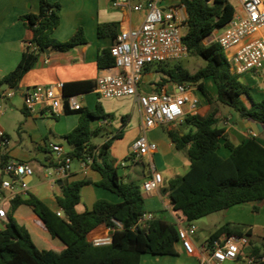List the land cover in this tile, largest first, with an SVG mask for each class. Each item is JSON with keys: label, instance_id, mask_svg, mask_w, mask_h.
<instances>
[{"label": "trees", "instance_id": "1", "mask_svg": "<svg viewBox=\"0 0 264 264\" xmlns=\"http://www.w3.org/2000/svg\"><path fill=\"white\" fill-rule=\"evenodd\" d=\"M180 1L188 12V30L183 41L189 55L200 57L206 63L195 73L180 62L172 67L169 62L152 63L145 71L164 75L158 85L166 82L194 84L210 105L219 102L237 111L242 120L264 126V99L256 101L250 96L217 41L205 43L208 36L231 21L233 4L227 0ZM39 4V13L21 16L27 31L23 55L18 66L0 80V86L18 88L26 73L46 51L49 54L66 52L87 42L83 28H78L67 41L54 39L53 34L60 24L61 5L50 0H39ZM113 28V24H102L99 34L114 33ZM114 62L110 49L104 50L97 60L100 69L112 67ZM206 81L212 82L215 94L211 93ZM94 88L95 83L91 81L64 85V111L79 115L78 125L64 136L70 146L65 156L72 162L89 163L101 174V180L68 181L66 178L62 193L57 196L63 217L32 193L26 198H14L12 210L20 205L30 206L39 218L38 224L53 237L61 239L65 247L61 250L40 249L28 230L10 215L5 226L0 228V264H141L144 254L180 255L177 222L155 217L142 225L140 219L147 212L142 188L135 181L126 182L118 165L110 159L112 142L122 138L123 133L114 134L101 145L93 143L94 138L106 137L110 132L106 127L92 129V119L111 118L112 115L107 114L100 103L96 106L97 111L87 107L70 108L67 101L70 96ZM243 96L251 98L252 107L244 104ZM217 112L214 108L205 117L199 114L186 116L183 125L190 129L183 134L176 128L167 129L176 149L186 151L190 169L186 174L172 178L165 191L174 211L189 224L246 202H255L254 211L258 212L264 203V146L255 136L238 145L232 143L225 129L216 127ZM123 119L125 123V117ZM6 137L9 139L8 135ZM2 140L0 137V167L11 160L9 154L1 150ZM221 140H225V146L231 151L227 158L218 153ZM64 160L61 158L58 165ZM90 184L111 191L121 201L99 199L92 209L79 212L77 206L81 202L82 188ZM224 234L252 235L251 231H242L241 226L226 223L211 234L207 242ZM106 237L111 238L109 244H94V240ZM260 251L254 246L255 256L263 257Z\"/></svg>", "mask_w": 264, "mask_h": 264}, {"label": "crops", "instance_id": "2", "mask_svg": "<svg viewBox=\"0 0 264 264\" xmlns=\"http://www.w3.org/2000/svg\"><path fill=\"white\" fill-rule=\"evenodd\" d=\"M50 1L61 5L59 11L60 24L55 30L53 38L58 41H67L78 28H83L87 42L66 52L42 54L34 68L23 77L19 87L14 89L15 93L13 95H10L11 88L8 86H0V112H2L0 114V130L9 136L10 141L8 146L2 145L1 150L7 152L11 160L25 162L34 170L33 176L24 177V181L29 185L28 192L25 194L17 187L13 189L2 187L3 181L8 180L9 177L3 173L2 167H0V206L5 207L8 216L11 215L19 225L28 230L33 240V234L39 236L40 230L48 234L50 233L38 224L39 218L30 206L20 205L15 210H12V201L16 197L26 198L29 193H32L39 197L54 212L60 211L63 213L62 208L58 204L57 196L61 195L63 181L66 178L60 175L58 164L62 156L70 151V146L64 136L78 125L79 115L74 112L65 113L64 103L66 98H63L64 91L59 89H56L60 103L56 114L47 113V110L44 113H30L24 103L25 89L35 86L51 87L59 83L69 84L85 81L95 83L100 74L117 72L115 69L111 70L110 67L100 69L97 64L99 55L104 50L110 49L113 46L117 35L122 30L138 28L145 19V13L143 11H135L130 6H116L114 0ZM145 1L147 0H132V4L135 5ZM169 1L172 2L175 0H166L163 3L164 6ZM39 11V0H0V80L18 66L23 55L24 39L27 31L21 20V16L28 13H39ZM102 24H113L114 33L100 35L99 26ZM252 72L261 73L249 71L244 75L249 78L253 76ZM162 76H164L162 73L144 70L139 85V92L152 93L162 89L173 91V82H166L162 85L157 84ZM206 84L211 93L215 94L212 82L206 81ZM196 94L201 99V105L197 114L205 117L211 112L210 104L203 94L199 93L198 88L196 89ZM73 95L77 97L82 107H87L91 110H93L92 107L95 104V97L103 98L95 89L91 91L80 90ZM255 97H253L254 100H256ZM259 98H261L260 100L264 99V89L261 91ZM242 100L248 108L252 107L251 98L243 96ZM67 101L69 102V100ZM124 102L132 105V109L128 110L131 114L130 116L133 117L135 114H138L142 120L136 136H132L131 138V153L135 140L141 136H145L149 141H153L158 145V150L152 156L144 157L137 163L132 160L131 164L123 162L124 165L122 166L128 168L122 175L124 180L126 182L135 181L142 186L143 182L151 176L149 164L153 160L157 170L163 176V182L159 189L149 193L142 191L145 199V210L154 213L156 217L177 222L178 226L186 224L187 222L174 211L168 193L165 191L172 178L182 176L189 171L190 161L186 151L176 149L167 134V129H171L170 127L160 125L148 131L144 130L142 110L135 97H125ZM97 104L98 102L95 107ZM104 111L107 114H111L112 117L92 119L91 121L92 129L106 127L110 132V135L106 137L99 136L102 138L100 143H97L93 139V143L98 145L103 144L118 132H122V138H125L126 135L123 128L128 126L127 124L130 120L129 117L124 123L123 117L121 123L118 122L114 114L115 111L108 107V105H106ZM216 117L218 119L216 127L225 129L229 139L235 145L241 144L249 140L252 136H255L264 146L263 125V130L258 134H254L250 128L246 127L252 122L242 120L240 116L237 121H234L232 114L225 113L222 108H218ZM16 127L19 136L17 141L11 135V131ZM174 128L180 130L181 134L190 129L183 124H179ZM54 145L60 146L62 151L57 152L53 150ZM131 153L129 154V159ZM218 153L223 158L230 156L231 151L225 146V140H221ZM101 178L102 176L98 171L94 170L89 163L83 161L72 162L71 171L69 177H67L68 181L90 179L93 182H97ZM113 194L111 191L98 187L95 184L86 185L82 188L81 202L77 206V209L79 212L87 209L90 210L99 199H107L112 202L121 201L113 196ZM255 204V202H246L224 210V224L229 223L234 226H241L244 232L251 231L252 235L249 236L251 248H253L251 242L257 230L264 229L263 218L257 221L249 219L250 215L254 216L253 214H256L258 219L261 215L264 216V203L258 212L254 211ZM44 237L48 241V244L46 245L47 247H42L41 249L61 250L65 247L64 242L57 237L54 238L52 235H46ZM208 238L201 242V236L198 230L194 237L196 246L200 248L207 242ZM55 239H58V241ZM35 244L39 247L36 242ZM178 249L180 255L174 257L183 259V262L180 264H199V259L187 255L180 244L178 245ZM261 254H263L262 258L264 259V252L262 251ZM169 256L173 255L159 256L144 254L142 255L141 264L149 257H154L157 259V262H161L162 258ZM227 264L246 263L244 258H240L235 261H230Z\"/></svg>", "mask_w": 264, "mask_h": 264}, {"label": "built area", "instance_id": "3", "mask_svg": "<svg viewBox=\"0 0 264 264\" xmlns=\"http://www.w3.org/2000/svg\"><path fill=\"white\" fill-rule=\"evenodd\" d=\"M166 0H147L132 4V0H114L116 6H130L135 11H143L145 19L141 26L130 30H122L110 48L115 62L110 72L100 74L95 81V91L103 98L135 97L142 110L144 130L148 131L160 125L170 128L183 124L186 116L198 113L201 99L196 94V86L190 83H174L173 91L162 89L152 93H140L139 85L143 72L149 64L176 61L189 56V50L183 38L188 30V12L181 1H172L164 6ZM234 6L231 21L224 26L216 41L225 51L232 69L239 75L249 71L260 72L264 67V0H227ZM64 83L56 86H35L24 91V103L30 113L56 114L60 105L56 89L63 91ZM15 90L12 89L10 95ZM65 96H63L64 98ZM66 98V97H65ZM72 110L81 106L76 96L68 98ZM2 114V112H0ZM2 145L8 146L10 141L4 131L0 130ZM53 150L61 152L58 145ZM158 150L157 143L149 141L145 136L137 138L133 144L130 159L137 163L144 157L152 156ZM59 166L60 175L67 178L71 171L72 161L64 157ZM90 162V161H89ZM124 165V163L122 164ZM151 176L141 188L144 192H152L162 186L163 176L156 168L154 161L149 164ZM3 173L9 177L2 183L3 188H20L27 194L29 185L25 176H33V168L25 163L10 160L2 167ZM59 216H64L60 211ZM152 212H146L140 223L155 218ZM8 222L5 207L0 206V228ZM198 227L195 223L179 226V238L185 253L199 259V264H227L244 258L246 264H261L262 257L253 253L248 236L223 235L198 248L195 244ZM110 237L94 240L97 246L109 244Z\"/></svg>", "mask_w": 264, "mask_h": 264}, {"label": "rangeland", "instance_id": "4", "mask_svg": "<svg viewBox=\"0 0 264 264\" xmlns=\"http://www.w3.org/2000/svg\"><path fill=\"white\" fill-rule=\"evenodd\" d=\"M176 2L179 0H175ZM223 32L222 28L217 29L215 32H213L212 35L208 36L206 38L205 43H211L213 41H216V37L219 33ZM181 63L185 68H187L190 72L195 73L199 68L205 65V61L197 56H191L189 55L186 58L176 60V61H170L168 64L169 66H174L177 63ZM261 73H253L251 77H246V75H240L239 80L245 84L248 88V92L250 93L251 97H255L256 101H261L259 96L261 95V91L264 89V67L260 71ZM125 98L124 99H118V98H113V99H104V98H97L95 97V104L92 107L93 110H96V103H100L103 109H106V105L110 107L113 111H115V116L117 117L118 122L121 123V120L123 117H125L126 120H130L128 122V126L124 127V133H125V138L122 139H115L112 142L111 146V152H110V159L115 162L118 167H119V172L121 175L125 173V171L128 170V168H125L122 166L123 162L131 164V159H127L129 157V154L131 153L130 150V145H131V138L132 136L135 137L137 132L140 129L142 120L141 117L138 114H135L133 117H131L130 112L128 110L132 109V105L130 103H125ZM214 108H222L225 113H230L233 115L234 121H237L239 119V114L237 111H235L233 108L225 106L219 102H214L213 104L210 105V110L213 111ZM117 109V110H116ZM11 135L14 140H18L19 136L17 134V127L14 128L11 131ZM94 140L97 143H100L102 138L101 137H96ZM118 200H121L117 195L113 194ZM147 200V198H146ZM252 213V211H251ZM254 216L250 215L249 219L251 220H260L264 219V216L261 215V217L258 219L256 214H253ZM252 216V217H251ZM246 217V216H245ZM225 211H220L217 213H213L211 215H208L206 217H203L197 221H195V225L198 227L199 230V235L201 236V242L204 241V239L210 237L211 234H213L217 228L222 226L225 222ZM39 236L33 234L35 242L39 245V248L41 249L42 247H47L46 245L48 244V241L45 239L44 236L48 235L51 236L48 233H45L43 231H39ZM44 238V239H43ZM51 238V237H49ZM55 238V237H54ZM33 240V241H34ZM51 240V239H50ZM58 241V239H55ZM252 247L257 246L260 248V252H264V229H258L256 232V235L253 236V241L251 242ZM183 262V259L179 257H174V256H169V257H164L161 259V262H157V259L154 257H149L146 259L143 264H180Z\"/></svg>", "mask_w": 264, "mask_h": 264}, {"label": "water", "instance_id": "5", "mask_svg": "<svg viewBox=\"0 0 264 264\" xmlns=\"http://www.w3.org/2000/svg\"><path fill=\"white\" fill-rule=\"evenodd\" d=\"M45 54H49V51H46ZM247 128H250L254 134H258L260 131L263 130L262 124L252 122L250 125L246 126ZM65 155L62 156L64 158Z\"/></svg>", "mask_w": 264, "mask_h": 264}]
</instances>
